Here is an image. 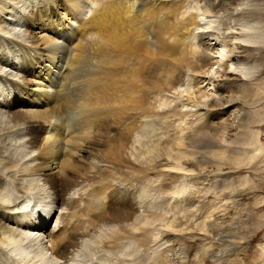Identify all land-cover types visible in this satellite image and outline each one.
I'll use <instances>...</instances> for the list:
<instances>
[{
  "label": "bare ground",
  "instance_id": "bare-ground-1",
  "mask_svg": "<svg viewBox=\"0 0 264 264\" xmlns=\"http://www.w3.org/2000/svg\"><path fill=\"white\" fill-rule=\"evenodd\" d=\"M189 1L47 0L37 10L24 14V42L8 36L0 26V37L17 45L22 53L19 78L11 79L0 72V80L10 91L0 102V111L24 132L27 139L23 146L37 153L32 155L34 164L26 168L8 157H4L8 161L0 162V264H81L77 255L85 249L88 238L99 237L101 248L110 252L125 251L129 245L126 240L134 239L140 244L141 232L145 230L141 223L135 222L138 226L130 227L134 223L130 222L139 212L134 182L139 183L147 171L142 173V164L130 158L129 145L135 133L144 129L146 117L160 112L152 100L174 93L187 73L192 75L200 92L191 97L188 105L193 104L205 116L202 127L211 123L209 129L223 138L201 147L219 148L225 142L230 144L229 136L239 139L241 135L246 146L264 154L261 132L248 133L246 122L240 125L234 122L235 128L238 126L235 130L231 124L232 134L226 126L246 112L249 89H253L251 85L257 75L264 74V2L195 0L204 3V12L183 16L181 12ZM86 12L90 13L87 18ZM222 12L225 14L222 27L216 31L211 19ZM57 20L62 22L58 25ZM39 30L53 36L38 35L36 39L47 37L42 40L44 43H38L35 34ZM193 42L198 44L197 50ZM144 53L153 58L150 65H144L150 60L143 57ZM155 66L159 67L157 81L150 73ZM43 77L45 82H41ZM80 78L83 80L79 81ZM104 84L116 90L120 120L107 118L104 124L102 121L101 125L95 124L96 128L80 144L76 115L82 112L91 117L100 111L97 107H86L82 91L89 87L97 90L93 94L99 96ZM256 84L260 88L261 83ZM76 85L78 94L74 93ZM263 88L259 90L263 92ZM259 90L258 100L252 103L255 107L264 103V93L258 94ZM196 137L188 134L184 138L181 144H185L186 151L201 144ZM3 149L0 144L1 154ZM202 152L197 157L205 161L207 157ZM191 156L194 159L195 155ZM185 163L189 165L190 161ZM177 166L174 170L179 174L190 172ZM150 172L155 173L151 170L149 176ZM9 174L14 177L9 184L17 191L14 198L6 196ZM27 178L37 181L42 193L30 210L31 202L25 203L28 189L20 183ZM112 197L122 206L116 207V201L114 206ZM42 202L46 208L39 207ZM55 210L59 214L51 227ZM108 225L116 227L114 233L98 236L100 229ZM167 236L175 238L173 234ZM27 239L38 242V254L31 256L27 249L16 248ZM215 239L219 243H235V236L226 231L216 233Z\"/></svg>",
  "mask_w": 264,
  "mask_h": 264
},
{
  "label": "rangeland",
  "instance_id": "rangeland-1",
  "mask_svg": "<svg viewBox=\"0 0 264 264\" xmlns=\"http://www.w3.org/2000/svg\"><path fill=\"white\" fill-rule=\"evenodd\" d=\"M258 2L262 3L264 0H259ZM46 3L47 0L0 1V26L2 30L15 40L24 42L26 29L24 25L26 15L24 14L29 11L33 12L37 10L38 5ZM202 4L204 3L190 0L187 2V6L183 8L181 12L183 14L181 15L202 14L204 12ZM84 16L87 18L90 13L86 12ZM224 17L225 14L222 12L219 16L211 19L213 26L217 28L216 31L221 29V21ZM56 22L59 25L62 20H57ZM202 22L206 23V21ZM36 32L35 39L38 35L53 36L46 31L41 32L39 30ZM46 38L42 37L36 40L38 43H44L42 40ZM194 40L197 42L196 39ZM194 42V47H192L197 50L199 48L198 44ZM21 57L22 53L17 45L9 43L6 39L0 37L1 74L11 79L19 78V75H21ZM143 57L150 58L149 61H146L147 63L145 62L146 64L144 65L146 66L153 61V58L146 53H144ZM155 67L151 69L150 73L157 81L158 73L156 72L159 67ZM258 75L255 84L257 83L256 85L261 86L260 88L255 87L254 83L251 85L254 90L249 89V95L251 96L246 106V112L242 114L243 116L240 115L238 119H234L235 121L229 122L228 124L231 127L227 124L226 126L230 130V134H232L238 127L235 128L236 125L246 122L249 128L247 130L248 133L249 131L261 132L262 137H260L264 142V103H261L263 104L262 106L260 104L257 107L252 105L258 100V96H256L257 90L264 87V83L262 84L259 79V77H262L261 79L264 82V74L262 76ZM159 79H162V77ZM81 80L83 78L79 79V81ZM45 81L46 79L43 77L41 82ZM159 82L162 83L161 80ZM258 82L261 84L259 85ZM73 88L77 90L78 85ZM198 90L199 86H195L192 75L187 73L184 75L183 84L177 87L174 93L169 92L167 96H157L152 101L157 105V109L160 112H155L154 117H146L144 127L142 126L144 129L135 133L137 135H134L133 142H131L132 145H129L128 151L130 150V152L128 155L131 156L130 158L136 163L142 164V173L147 171L144 174L145 176L141 174L143 177H141L139 183H135L132 179L134 184H136L135 195L139 212L136 218L131 220L130 223H134L130 224V227L138 226L135 222L141 223L139 225L145 231L141 232V236L139 235L141 237L140 244L138 243L137 245L134 239L126 240L129 245L127 244L128 248L125 251L114 252L111 250L110 252V250L101 248L98 242L100 240L99 237L88 238L87 242H85L87 244L86 247H83L85 249L77 255L81 264H104V262L106 264H117L116 262L118 261H124L125 264H264V154L256 152L255 147H253L254 151L250 147L251 145L246 146L247 144H244L245 138L241 135L239 139L234 136H231V139L229 136L228 139L227 136L230 141L227 140V142L230 143L228 144L230 146L225 142L226 145L221 144L223 148L210 146V150V147H201L207 142L221 141L223 138L220 137V133L216 135L209 129L211 123L208 127H202L205 116L201 114L202 112L198 113L196 111L197 107L193 106V104H191L192 107L188 105L191 103V97L195 98ZM203 90L205 89L203 88ZM94 91L97 90L89 87L84 88L82 91L83 101L87 108H99V113L96 116L94 114L91 117H85L84 115L86 114L80 112L75 117V124L78 128L77 141L80 144L86 141L87 136L96 128V125H101L103 121H107V118L116 119L121 113V106L117 101V93L113 86L108 88L107 84H104L103 88L98 92L99 96L94 95ZM259 91L258 94L264 93V88L263 92H261L262 90ZM9 92L8 85L0 80V102L6 98ZM74 93L78 94L79 90L74 91ZM252 97H255L254 100ZM130 105L133 106L134 104ZM35 107L37 108V106ZM38 108L39 110L42 109L40 106ZM123 111L125 112V110ZM234 122L237 124L235 125ZM231 124H234V130ZM66 125L65 123L64 126ZM17 128L8 115L0 111V144H3L5 148L3 151L1 150L0 162L11 160L17 164L19 162L22 166L21 168H26L34 164L31 161L32 155L35 156L37 153L23 146V144H26L27 137L24 132ZM15 129L16 131H14ZM104 130H107L106 126ZM242 130L244 128L241 129V132ZM188 134L195 135V137L199 136L196 139H201V144H196L195 148L192 147V149L190 148V150L187 149L189 151H186L185 144L181 143L184 142V138ZM216 138L219 139L217 140ZM231 143L234 144L231 145ZM207 145L211 144H206L205 146ZM207 148L211 151L210 153ZM200 150L205 152L204 154L208 158L205 161L199 160L197 157L201 155L202 151ZM214 150L217 152L215 153ZM203 152L202 155H204ZM192 154L193 156L195 155L194 159H192ZM182 155L187 157L185 158ZM4 157L10 159L7 160ZM186 160L190 161L189 165L185 163ZM177 165L188 168L187 170H190V172L186 171L184 174L175 172L174 166L178 167ZM156 166L157 169H155ZM218 168L221 169L218 170ZM151 170L155 173L152 174L150 172L149 176V171ZM204 171L205 173L203 174ZM10 175L11 177H7ZM12 175L6 176L7 181H9L8 184L14 181ZM20 183L31 194L25 195V198L27 197L25 200L26 205L31 202L28 208L30 210L32 205L34 206L35 201L38 202V198L42 197L38 187L39 183L35 180L33 181L32 178L21 180ZM132 185L133 183H131ZM9 195L12 198L17 195V191L11 184L6 189V196ZM38 195L40 196L37 197ZM111 202L113 205L116 204V207L122 206V203L119 205L116 198L113 199L112 197ZM40 204V208H46L43 202ZM58 214L59 211L57 210L56 212L55 210L49 224L51 227L55 226ZM114 228L116 227L104 226L97 235L105 237L106 233H114ZM221 231L233 234L235 243H231L233 245L219 243L215 236L216 233ZM17 232L19 233L20 231ZM135 232L139 233V230H135ZM167 233L173 234L176 239L170 238ZM21 234L19 235L20 237L22 236ZM27 240H25L23 245L19 244L16 248L27 249L31 256L38 254L40 251L38 242ZM42 263L46 264L45 262L40 264Z\"/></svg>",
  "mask_w": 264,
  "mask_h": 264
}]
</instances>
